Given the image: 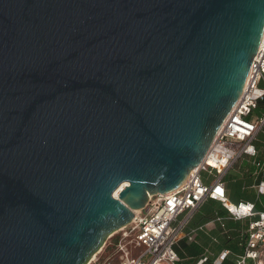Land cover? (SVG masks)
Returning <instances> with one entry per match:
<instances>
[{"label": "water", "instance_id": "1", "mask_svg": "<svg viewBox=\"0 0 264 264\" xmlns=\"http://www.w3.org/2000/svg\"><path fill=\"white\" fill-rule=\"evenodd\" d=\"M263 32L264 0H0V264H88L180 187Z\"/></svg>", "mask_w": 264, "mask_h": 264}, {"label": "built area", "instance_id": "2", "mask_svg": "<svg viewBox=\"0 0 264 264\" xmlns=\"http://www.w3.org/2000/svg\"><path fill=\"white\" fill-rule=\"evenodd\" d=\"M264 103V32L253 58L243 93L216 133L205 157L177 189L152 195L145 209L136 211L127 226L109 236L104 249H111L114 259L102 263L97 254L88 264H178L176 245L183 235L186 220L177 222L186 211L193 212L205 200L220 201L230 218L250 220L244 254L237 264L259 260L264 246V210L253 202H232L224 181L227 172L243 157L254 158L257 172L264 173V161L256 158L258 136L264 129L262 116L254 112ZM203 173L211 176L206 183ZM264 193V188L260 186ZM229 251L224 252V257Z\"/></svg>", "mask_w": 264, "mask_h": 264}, {"label": "crops", "instance_id": "3", "mask_svg": "<svg viewBox=\"0 0 264 264\" xmlns=\"http://www.w3.org/2000/svg\"><path fill=\"white\" fill-rule=\"evenodd\" d=\"M258 143L259 136L256 142L259 155L256 159L264 161V148ZM241 161L244 163H241L242 173L239 178L228 179L233 168L225 175L228 197L234 203L253 202L258 211H263L264 193L260 191V186L264 188V173L258 174L254 158L243 157L238 163ZM249 165L251 167L248 168ZM252 167H255L254 171H251ZM203 178L206 183L212 179L207 173H203ZM184 220L183 235L175 247L180 257L178 264H223L226 260L237 264L244 254V239L247 238L250 220L230 218L220 201L205 200L193 212L186 211L180 215L177 222ZM226 251L229 253L224 257ZM248 263L264 264V250L259 260L249 259Z\"/></svg>", "mask_w": 264, "mask_h": 264}, {"label": "rangeland", "instance_id": "4", "mask_svg": "<svg viewBox=\"0 0 264 264\" xmlns=\"http://www.w3.org/2000/svg\"><path fill=\"white\" fill-rule=\"evenodd\" d=\"M264 113V105H260V107L255 110L254 114L258 115V116H262ZM261 145L262 148H264V131H262L259 134V143ZM241 163H244L243 161L237 163L234 167H233V171L231 172V174L228 176V179H236L240 177V173H242V167H241ZM248 168L251 167V165L247 166ZM262 175V174H261ZM239 189V188H238ZM242 191V187L240 186V192ZM248 192H250V189H248ZM112 235V234H111ZM108 242V240L106 241V243ZM105 243V244H106ZM105 245L94 254V256L91 258V260L97 255L99 254L97 257L100 258V260L102 261V263H109L114 259V254L112 252L111 249H104ZM90 260V261H91Z\"/></svg>", "mask_w": 264, "mask_h": 264}, {"label": "trees", "instance_id": "5", "mask_svg": "<svg viewBox=\"0 0 264 264\" xmlns=\"http://www.w3.org/2000/svg\"><path fill=\"white\" fill-rule=\"evenodd\" d=\"M260 105H264V103H261ZM260 105H259V107H260ZM254 169H255V167H252L251 168V171H254ZM242 170V169H241ZM226 183V182H225ZM244 240H246V239H244ZM243 247H244V245H243ZM264 250V246H262L261 248H260V256H261V254H262V251ZM223 264H236V263H232V262H229V261H224L223 262Z\"/></svg>", "mask_w": 264, "mask_h": 264}]
</instances>
